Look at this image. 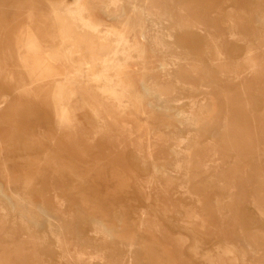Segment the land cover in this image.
<instances>
[{"label": "rangeland", "instance_id": "1", "mask_svg": "<svg viewBox=\"0 0 264 264\" xmlns=\"http://www.w3.org/2000/svg\"><path fill=\"white\" fill-rule=\"evenodd\" d=\"M0 264H264V0H0Z\"/></svg>", "mask_w": 264, "mask_h": 264}, {"label": "bare ground", "instance_id": "2", "mask_svg": "<svg viewBox=\"0 0 264 264\" xmlns=\"http://www.w3.org/2000/svg\"><path fill=\"white\" fill-rule=\"evenodd\" d=\"M130 2V1H129ZM52 8V7H51ZM57 21V20H56ZM58 25V24H57ZM59 32V31H58ZM32 33V32H31ZM60 33V32H59ZM171 37V36H170ZM32 42V41H31ZM34 43V42H33ZM32 43V44H33ZM162 43V42H161ZM28 44V43H27ZM104 44V43H103ZM34 45V44H33ZM105 45V44H104ZM35 46V45H34ZM156 46V45H155ZM166 46V45H165ZM32 48H34V47H32ZM58 48V47H57ZM97 48V47H96ZM102 48H103V46H102ZM55 49V48H54ZM70 49V48H69ZM180 49V48H179ZM31 50H33V49H31ZM58 50H60V48L58 49ZM61 51V50H60ZM113 52V50L111 49V48H109V49H107V51H106V53H105V55H103V56H101V61H102V65H104L105 67H110L111 65H112V62L110 61V57H109V55L108 54H110V53H112ZM209 54V53H208ZM114 56V55H113ZM219 56V55H218ZM233 60V59H232ZM84 61V60H83ZM99 63V62H98ZM103 66V67H104ZM93 67V66H92ZM96 67V66H95ZM78 70H81V69H78ZM91 70H89V72H90ZM231 72V71H230ZM228 79V78H227ZM144 85V84H143ZM139 93H142V92H139ZM138 93V94H139ZM59 109V108H58ZM101 109V108H100ZM60 114V113H59ZM62 115V114H61ZM61 125V124H60ZM51 146V145H50ZM166 172V171H165ZM118 180V184L117 185H119V188L120 187H123L124 186V181L122 180V179H117ZM63 240V239H62ZM64 242V241H63ZM130 257V256H129Z\"/></svg>", "mask_w": 264, "mask_h": 264}]
</instances>
